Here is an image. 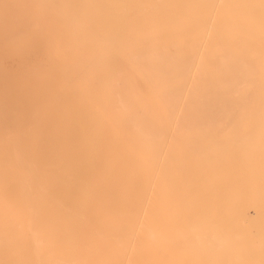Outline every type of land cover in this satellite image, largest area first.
<instances>
[{
    "label": "bare ground",
    "instance_id": "1",
    "mask_svg": "<svg viewBox=\"0 0 264 264\" xmlns=\"http://www.w3.org/2000/svg\"><path fill=\"white\" fill-rule=\"evenodd\" d=\"M248 205L264 0H0V264H242Z\"/></svg>",
    "mask_w": 264,
    "mask_h": 264
},
{
    "label": "rangeland",
    "instance_id": "2",
    "mask_svg": "<svg viewBox=\"0 0 264 264\" xmlns=\"http://www.w3.org/2000/svg\"><path fill=\"white\" fill-rule=\"evenodd\" d=\"M239 216L246 217L247 227L240 246L231 247V251H234L233 257L244 261L242 264H252L255 258L259 259L258 264H264V209H254L252 205H248L245 213ZM233 217L238 219L235 215Z\"/></svg>",
    "mask_w": 264,
    "mask_h": 264
}]
</instances>
